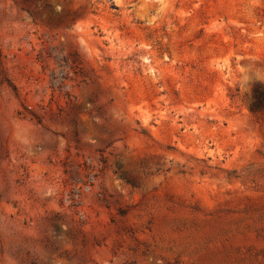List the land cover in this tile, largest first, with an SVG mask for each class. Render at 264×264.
Returning a JSON list of instances; mask_svg holds the SVG:
<instances>
[{
	"label": "rangeland",
	"instance_id": "obj_1",
	"mask_svg": "<svg viewBox=\"0 0 264 264\" xmlns=\"http://www.w3.org/2000/svg\"><path fill=\"white\" fill-rule=\"evenodd\" d=\"M0 264H264V0H0Z\"/></svg>",
	"mask_w": 264,
	"mask_h": 264
},
{
	"label": "trees",
	"instance_id": "obj_2",
	"mask_svg": "<svg viewBox=\"0 0 264 264\" xmlns=\"http://www.w3.org/2000/svg\"><path fill=\"white\" fill-rule=\"evenodd\" d=\"M254 105H255V106H258L259 104H258V103H255Z\"/></svg>",
	"mask_w": 264,
	"mask_h": 264
}]
</instances>
